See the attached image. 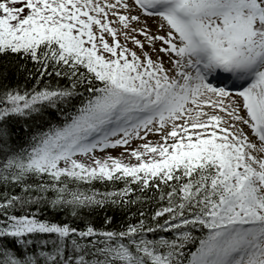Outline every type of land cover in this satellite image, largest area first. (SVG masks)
<instances>
[{"label": "snow or ice", "instance_id": "snow-or-ice-1", "mask_svg": "<svg viewBox=\"0 0 264 264\" xmlns=\"http://www.w3.org/2000/svg\"><path fill=\"white\" fill-rule=\"evenodd\" d=\"M0 264H264V0H0Z\"/></svg>", "mask_w": 264, "mask_h": 264}]
</instances>
